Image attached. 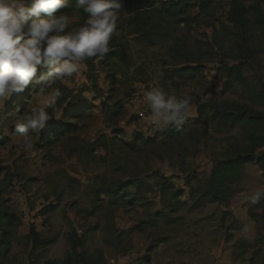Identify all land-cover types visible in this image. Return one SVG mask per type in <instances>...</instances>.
Segmentation results:
<instances>
[{
    "label": "rangeland",
    "instance_id": "rangeland-1",
    "mask_svg": "<svg viewBox=\"0 0 264 264\" xmlns=\"http://www.w3.org/2000/svg\"><path fill=\"white\" fill-rule=\"evenodd\" d=\"M177 1L154 0L156 11ZM206 1L138 26L123 8L114 51L62 85L34 149H23L14 126L0 132V215L14 219L0 225V238L12 233L0 264H264V222H253L247 200L264 183L259 168L244 169L224 203L207 195L212 169L247 144L248 130L230 128L227 113L234 105L264 111V0ZM240 9L246 13L231 24ZM68 13L73 26L83 23L80 12ZM239 63L240 81L226 72ZM149 83L193 97L194 115L181 129L142 131L135 96ZM39 88L12 94L4 115L36 106ZM261 209L254 213L264 217ZM246 211L247 233L237 219Z\"/></svg>",
    "mask_w": 264,
    "mask_h": 264
},
{
    "label": "clouds",
    "instance_id": "clouds-1",
    "mask_svg": "<svg viewBox=\"0 0 264 264\" xmlns=\"http://www.w3.org/2000/svg\"><path fill=\"white\" fill-rule=\"evenodd\" d=\"M70 8L83 11L82 24L73 26L74 17L64 11ZM123 8L124 0H75L74 4L72 0H0V132L9 134L14 126L12 136L22 137L23 149H34L64 97L62 85L79 80L87 61L96 64L114 51L112 41L119 35ZM30 84L40 86L35 97L43 99L15 119L4 115V101ZM139 97L147 109V114L138 113L146 122L142 131L147 135L169 127L181 129L194 115L189 94L178 96L149 83L147 88L140 86ZM247 200L250 205L260 204L264 187L256 188Z\"/></svg>",
    "mask_w": 264,
    "mask_h": 264
},
{
    "label": "trees",
    "instance_id": "trees-1",
    "mask_svg": "<svg viewBox=\"0 0 264 264\" xmlns=\"http://www.w3.org/2000/svg\"><path fill=\"white\" fill-rule=\"evenodd\" d=\"M215 0H208L203 3V7L210 6ZM75 3V0H72ZM124 8L128 10L130 14L136 15L132 20L135 26L147 19L154 18L155 15H164L167 18H178L188 14L191 8V0H179L174 4H171L163 9L162 12L156 11V5L154 0H124ZM74 8L65 9L64 11L70 12ZM239 15H231L229 22L231 24H238L241 21V17L246 13L245 9H240ZM83 16L85 14L82 10L79 11ZM139 31V29H137ZM248 52V51H247ZM243 70V63H239L236 66L228 67L226 69L228 77H236V80H241V73ZM11 108L13 104L9 105ZM236 110L230 111L226 115L227 121L230 123V128L240 127L244 130H248L247 144L245 149L234 158H230L221 161L217 166L212 169L209 179V191L208 197L211 203H224L227 198V188L239 182L242 173L247 165H255L259 168L264 179V111L259 114H254L251 110L243 107L242 105H234ZM7 108L8 111L11 109ZM63 126L53 129L58 133L62 131ZM256 208H264V200L258 205H252L249 210V216L255 224L264 222V217L255 214ZM14 221L13 217L8 215H0V225L10 226ZM258 227H260L258 225ZM11 231L6 230L1 233L0 238V254L4 250L8 252L12 246ZM41 245L40 239L35 238L33 241V250H37ZM82 245L81 241L75 240L73 242V248L76 250ZM31 264H36L35 262Z\"/></svg>",
    "mask_w": 264,
    "mask_h": 264
},
{
    "label": "crops",
    "instance_id": "crops-1",
    "mask_svg": "<svg viewBox=\"0 0 264 264\" xmlns=\"http://www.w3.org/2000/svg\"><path fill=\"white\" fill-rule=\"evenodd\" d=\"M248 166L249 165H247L246 167H245V170H248ZM257 167V166H256ZM247 172V171H246ZM255 178L257 179V180H261V181H263L264 182V179H263V177H262V173H261V171L259 170V173L257 172L256 173V175H255ZM252 184H254V186H255V183L254 182H252ZM252 184H251V186L248 188L249 190L250 189H253L254 187H252ZM256 184H258V181H257V183ZM258 187H264V183H262L261 185H259ZM245 193H247V192H244V194ZM243 196V195H242ZM242 196L240 197V198H242ZM240 198L238 199V200H240ZM246 209V208H245ZM260 213L262 214V215H264V208H262L261 210H260ZM247 211H246V214L245 213H240V212H238V215H237V213L235 214V215H237V219L241 222V223H243L244 225H245V227H247L248 225H250V228H251V226H252V224L251 223H249L248 221H247Z\"/></svg>",
    "mask_w": 264,
    "mask_h": 264
},
{
    "label": "built area",
    "instance_id": "built-area-1",
    "mask_svg": "<svg viewBox=\"0 0 264 264\" xmlns=\"http://www.w3.org/2000/svg\"><path fill=\"white\" fill-rule=\"evenodd\" d=\"M135 101H136V103H137L138 105L142 106V109H141V110L144 111L145 114H147L146 106L143 105V104L140 102V97H139V95H136V96H135ZM139 112H140V111L137 112V115H138ZM138 116H139V115H138ZM145 123H146V122H145ZM167 129H170V127L167 128ZM167 129H163V130H167Z\"/></svg>",
    "mask_w": 264,
    "mask_h": 264
}]
</instances>
